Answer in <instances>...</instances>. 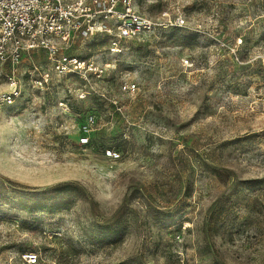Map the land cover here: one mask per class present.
<instances>
[{"label": "rangeland", "instance_id": "374dc122", "mask_svg": "<svg viewBox=\"0 0 264 264\" xmlns=\"http://www.w3.org/2000/svg\"><path fill=\"white\" fill-rule=\"evenodd\" d=\"M136 8L153 28L121 52L101 34L59 50L84 81L21 59L0 104V264H264V0Z\"/></svg>", "mask_w": 264, "mask_h": 264}, {"label": "built area", "instance_id": "2783aa9c", "mask_svg": "<svg viewBox=\"0 0 264 264\" xmlns=\"http://www.w3.org/2000/svg\"><path fill=\"white\" fill-rule=\"evenodd\" d=\"M136 5L137 0H0V74L9 81V88L0 93V104L12 103L19 96L14 75L23 56L34 50L45 52L59 72L72 71L84 81V61L60 55L59 50L74 39L101 34L109 39V51L121 52L127 41L139 39L153 28V21L138 12ZM87 69L94 67L89 64ZM93 74L101 75L94 70ZM134 86L126 82L122 89ZM79 98H84V93ZM96 120L90 112L79 124L80 146L92 143ZM102 155L113 160L119 153L107 147ZM40 261L38 251L25 250L8 264Z\"/></svg>", "mask_w": 264, "mask_h": 264}]
</instances>
